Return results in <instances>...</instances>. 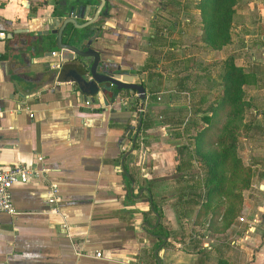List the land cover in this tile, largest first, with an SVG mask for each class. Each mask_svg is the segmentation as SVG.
<instances>
[{"label":"crops","instance_id":"crops-1","mask_svg":"<svg viewBox=\"0 0 264 264\" xmlns=\"http://www.w3.org/2000/svg\"><path fill=\"white\" fill-rule=\"evenodd\" d=\"M71 4L81 6L77 0H0V163L42 169L10 188L17 212L0 211V264H264V171L256 174L262 209L246 213L259 218L253 230L246 232L241 221L210 225L197 217L203 167L197 159H190L191 168L178 167L177 146L194 129L167 122V101H149L151 80L140 52L151 46L144 47L142 35L157 17H167V0H106L96 25L102 54L144 80L141 111L134 90L106 91L86 104L72 81L53 75L56 56L48 49L55 47L37 49L35 40ZM248 5L247 66L256 65L260 81L264 0ZM14 41L22 42L16 50ZM260 99L264 108V92ZM51 181L62 198L58 210L46 198Z\"/></svg>","mask_w":264,"mask_h":264},{"label":"rangeland","instance_id":"rangeland-1","mask_svg":"<svg viewBox=\"0 0 264 264\" xmlns=\"http://www.w3.org/2000/svg\"><path fill=\"white\" fill-rule=\"evenodd\" d=\"M233 8L227 33L209 40L204 37L206 20L199 0H167V17H157L152 29H147L142 35L143 46H151L140 52L146 60L145 79L151 80L146 82L150 90L149 101L157 105L167 101V122L172 126L186 125L192 115H199L195 112L199 98L205 96L201 106L206 107L222 89L218 73L227 57L248 68L250 53L245 47V34L250 31L251 9L248 0H236ZM152 32L155 35L151 38ZM253 69L259 72L256 65ZM157 81H162L161 91L152 94L151 91L158 90L155 87ZM243 90L242 100L250 105L235 110L231 123L221 132L224 142L230 140L234 144L230 153L237 158L233 164L236 165L234 179L230 180L223 193L226 199L233 200L234 195L228 192H237L235 201L229 205L233 206L230 216L233 223L240 221L238 217L247 211L262 209V197L256 192L261 178L257 175L264 171V108L259 103L264 92V78L257 83H245ZM224 122L223 116L221 123ZM248 123L251 125L249 128L246 127ZM197 165L202 167L199 161Z\"/></svg>","mask_w":264,"mask_h":264},{"label":"trees","instance_id":"trees-1","mask_svg":"<svg viewBox=\"0 0 264 264\" xmlns=\"http://www.w3.org/2000/svg\"><path fill=\"white\" fill-rule=\"evenodd\" d=\"M235 1L199 0L201 13L206 20L204 37L211 40L214 36L227 33ZM103 12L102 10L101 15ZM218 74L222 79V89L206 107L201 106L205 96L199 98L195 109L199 115H192V119L186 124L187 129L193 127L194 132H190L186 143L177 146V155L179 168H191L193 163L190 159H197L204 169L202 183L205 187V194L197 217L201 215L204 221H209L210 225L219 221L220 226L224 228L231 223L230 216L233 206L229 205L235 201L237 192L235 190L228 192L229 195H234L233 200L226 199L223 193L227 190L230 180L234 179L236 165L233 164L237 162V158L230 153L234 144L230 140L224 142L221 139L223 137H221V132L231 123L235 110L250 105L249 102L242 100L243 85L259 82V76L256 70L246 69L234 62L232 57H227L223 61ZM223 116L225 122L221 123ZM144 120L145 116L142 118V126L147 124ZM250 126L248 123L246 127ZM199 188L200 186H197L194 191L198 199L201 196Z\"/></svg>","mask_w":264,"mask_h":264},{"label":"water","instance_id":"water-1","mask_svg":"<svg viewBox=\"0 0 264 264\" xmlns=\"http://www.w3.org/2000/svg\"><path fill=\"white\" fill-rule=\"evenodd\" d=\"M77 1L80 2V7L71 4L68 9L61 10L50 19L47 28L39 32L45 37L37 38L35 47H55L48 49V53L56 56L52 63L55 70L53 75L58 80L72 81L71 90L78 93L83 102H93L96 94L106 91L118 96L124 90H134L140 98L141 111L146 90L141 81L135 80L138 75L130 72L128 65L114 64L94 43L98 34L96 25L101 19L106 0H98L93 6L85 0ZM85 29H94L95 32L86 34L83 31ZM22 30L19 28L16 31ZM12 35L13 32L8 33L10 38ZM20 43L22 42L14 41L11 49H18ZM100 101L103 102L104 98L101 97Z\"/></svg>","mask_w":264,"mask_h":264},{"label":"built area","instance_id":"built-area-1","mask_svg":"<svg viewBox=\"0 0 264 264\" xmlns=\"http://www.w3.org/2000/svg\"><path fill=\"white\" fill-rule=\"evenodd\" d=\"M3 35V32H0ZM89 104L88 101H85ZM41 156H38L40 159ZM42 169H37L24 162H15L10 165H3L0 163V211H6L9 213H16L10 188L16 182H27L38 174ZM47 202L50 205L51 210H58L61 203V195L59 194V187L55 182H49L46 189ZM241 222H245V231H252L256 223L259 221L257 215L247 217L246 214H242L238 217ZM100 251H96L95 255H100Z\"/></svg>","mask_w":264,"mask_h":264},{"label":"flooded vegetation","instance_id":"flooded-vegetation-1","mask_svg":"<svg viewBox=\"0 0 264 264\" xmlns=\"http://www.w3.org/2000/svg\"><path fill=\"white\" fill-rule=\"evenodd\" d=\"M138 79H139L138 81H141V77L140 76H138Z\"/></svg>","mask_w":264,"mask_h":264}]
</instances>
